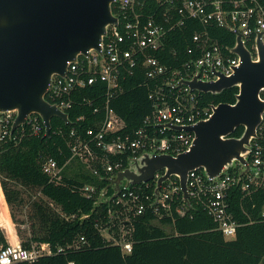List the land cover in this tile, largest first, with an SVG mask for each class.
<instances>
[{
	"label": "built area",
	"instance_id": "built-area-1",
	"mask_svg": "<svg viewBox=\"0 0 264 264\" xmlns=\"http://www.w3.org/2000/svg\"><path fill=\"white\" fill-rule=\"evenodd\" d=\"M150 1L113 0V13L119 23L108 27L99 44L101 51L91 49L87 55L81 54L68 63L66 75H54L48 86L47 100L67 112L74 104L75 92L97 82L105 84L104 119L99 125L88 128L83 139L73 128L70 132L73 140L69 142L72 154L68 162L78 160L97 176L104 172L107 178L113 177L127 166L130 159L144 152L177 155L188 151L193 144L194 133L177 131L169 126H193L212 115V106L201 109L200 92L191 91L183 82L194 79L197 74L199 80L213 82L218 78L217 74L232 75L240 65V58L231 52L232 47L220 46L210 35V26L228 29L235 37L240 35L254 57L259 37L264 44V0H152L157 8L151 10ZM187 21H193L200 27L194 32L192 45L188 47L189 60L178 66L162 62L155 52L163 50L169 34L185 27ZM137 67L144 70L142 83L148 89L153 110L133 134H125V122L111 105L123 92L121 81L127 75H133ZM98 110L94 109L95 112ZM15 118L14 111L0 112V153L9 142L17 145L25 136L45 133V125L36 114L28 116L24 124L13 130ZM247 167L241 178L239 173L246 166L239 162L230 168L232 172L229 169L216 177L207 176L202 169L188 174L191 204H200L227 239L235 237L240 226L231 210L233 187L240 186L243 197L264 190V113L257 137L250 145ZM43 170L51 181L59 178L62 172L53 158L46 159ZM160 175L156 173L154 180L123 188L108 208L107 222H97L102 236L109 238V244L120 247L125 254L132 252L135 218L148 210L158 219L166 215L172 217L173 205L183 200L177 177L164 182L158 199L155 198ZM97 190L91 184L81 188L87 198H93ZM186 208L183 202L177 206V212L183 215ZM62 215L66 219L75 217ZM85 241L84 237L79 240L80 243ZM61 250L63 248L60 247L57 252ZM52 253L48 243L31 247L8 244L0 246V264L34 262Z\"/></svg>",
	"mask_w": 264,
	"mask_h": 264
},
{
	"label": "trees",
	"instance_id": "trees-1",
	"mask_svg": "<svg viewBox=\"0 0 264 264\" xmlns=\"http://www.w3.org/2000/svg\"><path fill=\"white\" fill-rule=\"evenodd\" d=\"M149 8L156 9L157 4L151 0ZM196 30H200L199 25L187 21L185 27L169 34L163 50L156 51L155 55L171 66L188 61L187 50ZM209 32L220 46L234 47L236 37L228 29L212 25ZM143 79L144 70L137 67L133 75H127L121 81L123 92L111 105L125 122V134H133L153 110ZM105 89L104 83L97 82L75 92L74 104L67 109L71 124L54 117L50 137H45L43 132L40 136H25L17 145L9 142L3 147L0 181L17 224H25L17 215L21 217L24 214L25 205L28 206L30 200L28 193L33 198L25 209L29 210L27 218L30 219L31 237L22 245L31 247V243H48L53 251L34 262L17 264H264V190L243 197L240 186L233 187L231 210L240 226L235 237L230 239L217 229L216 223L200 204L186 205V212L179 214L177 206L183 200L173 205L172 217L166 215L158 219L148 210L135 218L133 248L129 254L123 253L116 245H110L97 227V222H107L112 202L100 205L92 216L81 220L83 215L91 213L108 178L104 172L100 176L94 175L80 161L74 165L75 160L68 162L72 154L69 142L73 140L70 132L74 128L76 135L83 139L88 128L102 122ZM238 91V87H231L218 94L199 93V106L206 109L220 103H234ZM89 100L91 104L87 103ZM96 108L99 109L97 112L94 111ZM243 131L244 127L239 126L231 136L240 137ZM48 158L55 159L62 168L59 178L54 181L43 170ZM69 166H72L70 174L67 172ZM86 184L97 187L93 198H87L81 192ZM111 193L110 189L108 194ZM62 213L75 217L66 219ZM165 226L173 227L174 233H168ZM81 237L85 238V243L79 242ZM6 245L8 242L0 230V246ZM60 247L63 250L57 252Z\"/></svg>",
	"mask_w": 264,
	"mask_h": 264
},
{
	"label": "water",
	"instance_id": "water-1",
	"mask_svg": "<svg viewBox=\"0 0 264 264\" xmlns=\"http://www.w3.org/2000/svg\"><path fill=\"white\" fill-rule=\"evenodd\" d=\"M113 0H0V112H16L13 130L36 114L45 125V137H50L52 119L58 117L71 124L67 112L51 104L48 86L54 75L64 76L68 63L91 49L101 51L99 44L108 27L118 24L113 13ZM231 52L240 58L232 75L217 74L213 82L201 81L198 74L183 83L191 91L218 94L238 87L234 103L212 106V115L189 127H171L177 131H192L195 135L188 151L172 155L144 152L130 159L127 166L108 178V183L95 201L89 214L102 204L110 205L121 190L157 179L155 198L164 182L177 177L183 192V202L191 207L188 194V174L202 169L216 177L235 166H246L251 142L264 113V44L257 39L256 57L244 45L240 35ZM240 137L231 136L239 127ZM111 194H108L109 190Z\"/></svg>",
	"mask_w": 264,
	"mask_h": 264
},
{
	"label": "rangeland",
	"instance_id": "rangeland-1",
	"mask_svg": "<svg viewBox=\"0 0 264 264\" xmlns=\"http://www.w3.org/2000/svg\"><path fill=\"white\" fill-rule=\"evenodd\" d=\"M77 163H79V161H78V160H75L72 164L74 165V164H77ZM72 164H71V165H72ZM70 168L72 169V166H69V169L67 170L68 174L71 173V172H70ZM0 186H1V190L3 191V189H2V185H1V181H0ZM37 195H38V194H37ZM37 195L34 196L35 199H37ZM3 196H4V202H5V204H6L7 208H8V216H9V220H10V227H11V229H9V227H8L6 224H2V225H0V230H1V231L3 232V234L5 235L8 244L21 245V246H23V245H22L23 241H27V240L31 237L30 229H29L30 219L27 218V215H28L29 210H25V209H28V207L30 206V204H31V202H32V200H33V198H32V196L28 193V196L30 197V200H29L28 206H27V204L25 205V209H24V212H23L24 214H23L21 217H20V214L17 215V217L19 218V220H22V219H23V220L25 221V224L20 225V224H17V223L13 220V218H12L11 211H10V207H9V205H8L6 199H5L4 192H3ZM29 197H28V198H29ZM26 200H27V197H26ZM54 207H55L57 210H59V208L56 207L55 205H54ZM165 229H166L167 232L170 233V234L174 233V229H173V227H171V226H165ZM13 234H14V235H13ZM16 235H17V240H16L17 242H16V243H12V242H11V239H13V237L16 238ZM104 238H105L106 241L109 243V238H107V237H104ZM30 245H31V246H34V245H36V244H35V243H31Z\"/></svg>",
	"mask_w": 264,
	"mask_h": 264
},
{
	"label": "bare ground",
	"instance_id": "bare-ground-1",
	"mask_svg": "<svg viewBox=\"0 0 264 264\" xmlns=\"http://www.w3.org/2000/svg\"><path fill=\"white\" fill-rule=\"evenodd\" d=\"M2 224H6L9 227V229H11L10 220L8 216V208L4 202V196L0 186V225Z\"/></svg>",
	"mask_w": 264,
	"mask_h": 264
},
{
	"label": "crops",
	"instance_id": "crops-1",
	"mask_svg": "<svg viewBox=\"0 0 264 264\" xmlns=\"http://www.w3.org/2000/svg\"><path fill=\"white\" fill-rule=\"evenodd\" d=\"M2 193H3V191H2ZM16 240H17V235H16V238L13 237V239H11V242H12V243H16V242H17Z\"/></svg>",
	"mask_w": 264,
	"mask_h": 264
}]
</instances>
